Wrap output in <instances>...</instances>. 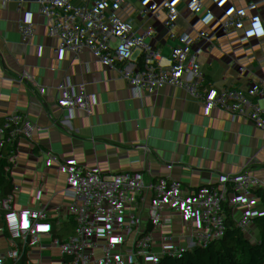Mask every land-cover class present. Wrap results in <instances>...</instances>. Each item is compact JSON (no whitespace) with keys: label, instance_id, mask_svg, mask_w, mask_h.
Here are the masks:
<instances>
[{"label":"built area","instance_id":"1","mask_svg":"<svg viewBox=\"0 0 264 264\" xmlns=\"http://www.w3.org/2000/svg\"><path fill=\"white\" fill-rule=\"evenodd\" d=\"M245 1L249 10L213 6L218 15L215 29L201 39V46L221 53L225 63L232 60L235 37H239L243 52L264 56V16L260 15L264 0ZM76 9L84 10L90 20L116 13L123 27V33L118 31L117 36L137 43L147 56L141 59L130 51L119 53L100 28L84 26ZM152 20L147 6L139 0H0V149L7 154L9 164L19 169V181L39 184L49 180L65 197L78 199L97 224L142 218L162 232L165 246L181 237L194 247L210 249L227 264L264 263V188L236 199L207 224L192 218L164 222L160 181L153 182V175L161 169L172 172L173 167L161 162L151 168L132 161L140 147L138 131L150 127L148 138L153 144L164 139L158 126L162 105H140L139 120L123 128L106 100H118L125 91L132 90L129 78L142 63H151L173 51L184 55L198 46L192 37H184L175 23L157 21L149 31L146 23ZM62 56L71 58V71L61 61ZM90 56L95 63L117 58L121 61L109 77L93 81L86 77ZM209 68L208 64L197 63L194 73L184 76L176 72L172 78L191 83ZM66 89L75 90L80 113L99 121L105 147L126 142L125 156L131 168L139 172L128 196L122 194L121 183L109 171L111 163L97 164L91 153L75 143L86 134V121L76 118L55 125L48 114L53 95ZM205 100L229 112L224 127L234 130L243 146L250 126L240 102L230 94ZM209 139H217V134L212 133ZM205 149L204 140L195 141L183 153V161L203 159ZM222 160L232 172L231 181L236 182L240 170L237 150L223 153ZM96 184L101 191L95 189ZM200 201L206 200L202 197ZM19 220L21 238L52 244L56 232L43 216L37 222L21 213ZM0 221L5 223L4 218ZM217 229L226 230L227 237L215 233Z\"/></svg>","mask_w":264,"mask_h":264},{"label":"crops","instance_id":"2","mask_svg":"<svg viewBox=\"0 0 264 264\" xmlns=\"http://www.w3.org/2000/svg\"><path fill=\"white\" fill-rule=\"evenodd\" d=\"M139 1L153 16L146 23L149 31L157 21L175 23L182 28L183 36L192 37L198 46L184 55L173 51L137 66L129 78L132 90L125 91L118 100L108 98L106 103L123 128L139 120L140 105H162L158 126L164 139L153 144L148 138L150 127L138 131L140 147L132 161L151 168L161 162L173 167L172 172L161 169L153 175V182L160 181L164 222L192 218L207 224L236 199L264 188V56L243 52L239 37H235L230 63L224 62L221 53L200 44L215 29L218 15L213 6L233 5L249 10V5L245 0ZM74 12L86 28H100L105 38H111L119 53L130 51L141 59L147 56V51L137 43L117 36L118 31L123 33V27L116 13L90 20L84 10ZM260 15L264 16V11ZM92 60L90 56L86 77L93 81L109 77L121 61ZM61 61L67 70H72L69 56H62ZM197 63L208 64L210 68L193 82L172 78L176 72L184 76L194 73ZM226 94L240 102L250 126L243 146L237 133L224 127L229 112L205 102L206 97ZM48 114L53 116L55 125L76 118L86 121V134L75 143L91 153L97 164L111 163L109 171L121 183L122 194L128 196L139 172L131 168V161L125 156L126 142L105 147V133L99 121L79 112L73 89L55 93ZM212 133L217 134V139H209ZM198 140L205 142L204 158L184 162L183 153ZM232 148L240 157L236 182L231 181L232 172L222 160L223 153ZM18 178L19 169L9 164L7 154L0 149V220L5 219L4 224L0 221V264H227L210 249L194 247L181 237L165 246L162 232L142 218L126 217L115 223L97 224L78 199L65 197L49 180L36 184ZM95 189L101 191L102 187L96 184ZM202 197L206 201H200ZM21 213L37 222L43 216L56 232L52 244L21 238L18 235ZM215 233L228 235L222 229Z\"/></svg>","mask_w":264,"mask_h":264},{"label":"rangeland","instance_id":"3","mask_svg":"<svg viewBox=\"0 0 264 264\" xmlns=\"http://www.w3.org/2000/svg\"><path fill=\"white\" fill-rule=\"evenodd\" d=\"M61 111H62V108H60L59 112H61Z\"/></svg>","mask_w":264,"mask_h":264}]
</instances>
